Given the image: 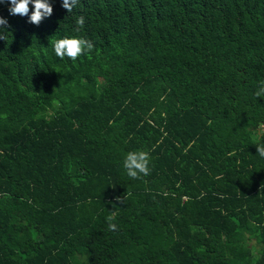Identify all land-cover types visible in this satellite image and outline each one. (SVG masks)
<instances>
[{"label":"trees","instance_id":"16d2710c","mask_svg":"<svg viewBox=\"0 0 264 264\" xmlns=\"http://www.w3.org/2000/svg\"><path fill=\"white\" fill-rule=\"evenodd\" d=\"M49 2L0 3V264H264V0Z\"/></svg>","mask_w":264,"mask_h":264},{"label":"clouds","instance_id":"9594fccd","mask_svg":"<svg viewBox=\"0 0 264 264\" xmlns=\"http://www.w3.org/2000/svg\"><path fill=\"white\" fill-rule=\"evenodd\" d=\"M0 3L10 4V15H19L21 17L29 16V5L32 4L34 11L29 16V23L39 25L45 17H50L53 13L52 4L49 0H0ZM79 3V0H62V7L67 10L68 13L73 11V8ZM85 19L80 16L76 20V27L73 29L75 32H80L84 27ZM8 21L3 17H0V39H4V32L7 30ZM53 48L55 55L63 60L65 57L76 61L82 55L91 53L94 45L91 41L83 37L62 38L54 41ZM260 90L255 95L256 97L264 96V81L260 82ZM264 137V129L257 131V138ZM257 153L264 157V145L257 147ZM150 154L147 151L138 150L129 152L123 162V167L126 170L127 175L132 179H140L142 176L151 174L150 168ZM117 200L121 198L117 197ZM123 203L124 201L121 200ZM109 221V230L117 231V225L111 223L113 216L109 215L107 218Z\"/></svg>","mask_w":264,"mask_h":264}]
</instances>
